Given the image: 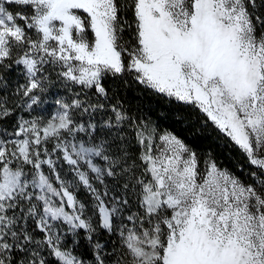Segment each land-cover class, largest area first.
I'll return each mask as SVG.
<instances>
[{
	"label": "snow or ice",
	"instance_id": "obj_1",
	"mask_svg": "<svg viewBox=\"0 0 264 264\" xmlns=\"http://www.w3.org/2000/svg\"><path fill=\"white\" fill-rule=\"evenodd\" d=\"M0 264H264V0H0Z\"/></svg>",
	"mask_w": 264,
	"mask_h": 264
},
{
	"label": "trees",
	"instance_id": "obj_2",
	"mask_svg": "<svg viewBox=\"0 0 264 264\" xmlns=\"http://www.w3.org/2000/svg\"><path fill=\"white\" fill-rule=\"evenodd\" d=\"M128 18L131 19V13L128 14ZM130 36V32L125 31L124 38L127 40L130 39ZM117 85L119 86L120 99L125 105H131L133 108L139 106L142 109H152L154 112L164 109L169 116L168 123H171L172 114L176 108H169L168 102L165 99L144 92L143 89L137 85L125 87L117 81L113 87L115 88ZM64 94V90L58 84L54 85L49 90L47 93V103L44 109L46 115L49 112L55 111L57 106L54 101L58 98H62ZM180 115L183 116L185 120L195 121L198 118L196 112L181 111ZM171 126L178 134H181L183 138L188 140L192 146L197 149L198 153L201 154V158L205 152L211 151L221 167H226L232 170L242 179L247 181L248 178L245 177L242 172L237 170V165H243L245 169L250 167L246 158L238 149L230 147L229 142L226 139L218 138L217 133L214 130L205 129L204 134L193 137L191 135L192 129L184 128L180 123H171Z\"/></svg>",
	"mask_w": 264,
	"mask_h": 264
},
{
	"label": "rangeland",
	"instance_id": "obj_3",
	"mask_svg": "<svg viewBox=\"0 0 264 264\" xmlns=\"http://www.w3.org/2000/svg\"><path fill=\"white\" fill-rule=\"evenodd\" d=\"M45 99H46V101H47V94H46V96H45ZM47 103V102H46ZM46 103L44 104V105H42L39 109H38V111L42 114V115H46L45 114V106H46Z\"/></svg>",
	"mask_w": 264,
	"mask_h": 264
}]
</instances>
